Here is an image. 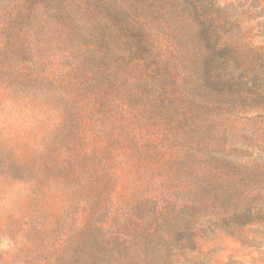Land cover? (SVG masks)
<instances>
[{"label":"rangeland","instance_id":"obj_1","mask_svg":"<svg viewBox=\"0 0 264 264\" xmlns=\"http://www.w3.org/2000/svg\"><path fill=\"white\" fill-rule=\"evenodd\" d=\"M0 264H264V0H0Z\"/></svg>","mask_w":264,"mask_h":264}]
</instances>
